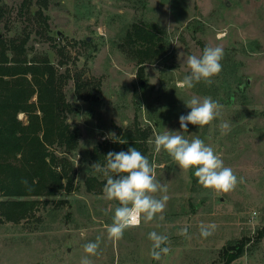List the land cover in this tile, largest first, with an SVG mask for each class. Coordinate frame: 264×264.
Masks as SVG:
<instances>
[{"label":"rangeland","instance_id":"1","mask_svg":"<svg viewBox=\"0 0 264 264\" xmlns=\"http://www.w3.org/2000/svg\"><path fill=\"white\" fill-rule=\"evenodd\" d=\"M1 1L5 37L23 35L28 25L30 56L46 54L61 71L71 70L64 86L74 108L68 121L80 138L71 152L56 148L73 167L72 191L0 194V201H36L19 221L0 208V264H80L88 255L84 245L97 237L99 254L88 257L92 264H224L229 245L236 246L233 251L245 248L234 264H264V235L259 232H264V0ZM39 12L48 17L46 28ZM135 24L163 29L167 51L140 62L139 44L127 40ZM206 46L223 48L222 71L211 85L202 81L191 89L179 87L189 73L187 56H200ZM78 76L100 81L97 99L79 96ZM193 96L211 97L223 106L222 114L210 125L189 124L184 132L179 117L190 112L185 103ZM19 117L27 119L23 112ZM222 121L231 124L227 135H221ZM134 128L145 131L149 162L169 199L163 220L142 221L113 241L105 226L113 222L119 202L103 198V189L90 191L86 180L95 176L106 184L107 177L92 169L95 147ZM166 130L190 141L202 139L243 183L227 193L205 189L194 169L184 171L167 151L156 153L149 143ZM210 223L217 226L215 232L201 237L200 225ZM184 227L190 238L179 235ZM152 231L169 237L164 246L170 252L160 260L150 255Z\"/></svg>","mask_w":264,"mask_h":264},{"label":"trees","instance_id":"2","mask_svg":"<svg viewBox=\"0 0 264 264\" xmlns=\"http://www.w3.org/2000/svg\"><path fill=\"white\" fill-rule=\"evenodd\" d=\"M5 11L0 0V24ZM38 15L40 24L46 28L47 15L41 12ZM27 27L23 35L7 38L0 25V194L53 196L74 189L71 163L67 157L61 160L56 154L58 147L71 152L79 146L80 131L68 121V113L74 108L64 90L72 73L69 68L61 71L46 54L30 56L31 35ZM164 34L156 24H135L128 31L127 40L139 44L143 62L155 60L167 51ZM75 84L79 96L97 99L95 90L100 89V81L78 76ZM21 112L26 114V120L19 117ZM144 132L139 128L125 130L119 138L98 144L92 157L106 165L110 151L126 152L135 147L150 160ZM86 184L90 191L101 192L105 181L90 176ZM35 204L33 200H5L0 201V208L9 219L19 221L33 211ZM244 253L243 246L233 252L226 249L224 264Z\"/></svg>","mask_w":264,"mask_h":264},{"label":"clouds","instance_id":"3","mask_svg":"<svg viewBox=\"0 0 264 264\" xmlns=\"http://www.w3.org/2000/svg\"><path fill=\"white\" fill-rule=\"evenodd\" d=\"M223 57L224 50L221 46H206L200 56H187L189 73L184 76L179 87L191 89L202 81L211 85L212 77L222 71ZM185 104L190 112L179 117L180 128L184 132H187L189 124L200 127L210 125L222 114L223 106L211 97L201 99L193 96ZM219 128L221 135H227L231 131V124L222 121ZM149 143L154 144L156 153L162 149L167 151L184 171L194 169L195 177L205 189L227 193L234 190L238 183H243V178H238L231 167L225 166L215 150L199 137L190 141L180 132L166 130L163 133H155L154 140H150ZM106 161V167H101L97 162L92 165V169L94 172H102L107 177L103 187V198L119 202V206L115 208L113 222L105 226L108 239L113 241L122 239L125 230L138 227L142 221L151 222L157 218L163 220L162 213L169 199L166 194L168 189L156 179L155 167L150 164L149 159L135 147H130L126 152L110 151ZM158 192L163 193L160 198L154 195ZM216 227L214 223L201 224V237L208 238L215 232ZM179 235L190 238L187 227L182 228ZM148 239L152 241L150 251L152 259L160 260L162 255L170 252V248L164 246L169 240L167 235L152 231L148 234ZM100 240L101 238L97 237L96 242L84 245V252L88 255L81 258L80 264H92L88 257L99 254Z\"/></svg>","mask_w":264,"mask_h":264},{"label":"water","instance_id":"4","mask_svg":"<svg viewBox=\"0 0 264 264\" xmlns=\"http://www.w3.org/2000/svg\"><path fill=\"white\" fill-rule=\"evenodd\" d=\"M228 248L233 251L234 249H236V246L235 245H229Z\"/></svg>","mask_w":264,"mask_h":264},{"label":"crops","instance_id":"5","mask_svg":"<svg viewBox=\"0 0 264 264\" xmlns=\"http://www.w3.org/2000/svg\"><path fill=\"white\" fill-rule=\"evenodd\" d=\"M240 257H241V256H240ZM238 258H239V257H238ZM238 258L234 259L230 264H234V262H235Z\"/></svg>","mask_w":264,"mask_h":264}]
</instances>
